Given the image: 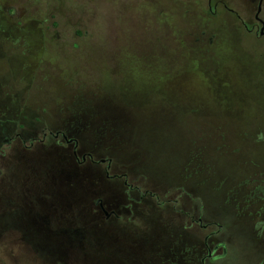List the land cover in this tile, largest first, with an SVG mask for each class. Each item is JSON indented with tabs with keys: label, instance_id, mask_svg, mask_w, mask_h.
I'll return each mask as SVG.
<instances>
[{
	"label": "rangeland",
	"instance_id": "1",
	"mask_svg": "<svg viewBox=\"0 0 264 264\" xmlns=\"http://www.w3.org/2000/svg\"><path fill=\"white\" fill-rule=\"evenodd\" d=\"M219 12L195 0H0V188L49 186L54 214L82 232L45 252L0 243V262L201 264L208 247L205 264H264L250 193L264 173V53ZM49 132L77 140L78 161L61 137L29 147ZM145 191L156 197L139 203ZM181 211L210 227L184 228Z\"/></svg>",
	"mask_w": 264,
	"mask_h": 264
},
{
	"label": "flooded vegetation",
	"instance_id": "2",
	"mask_svg": "<svg viewBox=\"0 0 264 264\" xmlns=\"http://www.w3.org/2000/svg\"><path fill=\"white\" fill-rule=\"evenodd\" d=\"M200 5L207 7V12L212 15H219V11H224L226 14L232 16L234 23L237 27L243 32L242 35H248L253 37V39L258 42L260 49L264 53V0H195ZM245 37V36H244ZM213 40H211L212 43ZM264 57V54H261ZM47 135H51L54 140L59 139L60 137L67 144L74 143L73 155L78 161L76 143H68L62 132L56 133H44L42 139H32L30 141V146L34 145V142H39L44 144L47 138ZM67 137V136H66ZM15 138H22L21 135H15ZM68 139V138H67ZM12 139L5 140L6 145L12 144ZM25 141H23V144ZM76 147V148H75ZM88 158L91 159V156ZM11 162V161H10ZM86 162V159L82 158L81 163ZM112 166L111 161L107 162V170H110ZM7 169V168H6ZM12 170L13 167H10ZM16 174L15 172H13ZM109 172L106 171V177L108 179L115 178H125L110 176ZM260 178L254 179V186L251 189V199L254 200L253 206H255V214L259 218V228L260 232L264 234V173L259 174ZM14 187L10 188L9 183L1 184L0 188V242L3 244L4 248L10 250L25 251L27 248L34 249L36 251L45 252L47 249L56 247L63 244L70 245L71 242L75 240L79 241L80 233L79 229H70L69 220L65 218V214L61 213L55 215L57 208L53 203V193L52 189L49 190V186L43 187L42 185L35 184L34 182H29L26 179L23 182L17 183L14 182ZM124 185L127 186L131 191H141V188L129 185L127 181L124 182ZM9 187V188H8ZM9 190V191H8ZM8 191V192H7ZM150 197H156L155 194H152L148 191H145L138 199V202L141 203L143 200ZM231 201L230 193L227 199V205L229 207ZM173 202L177 203L175 200H167L166 203ZM99 210L105 215L103 209L110 214L109 218L106 217V220H110L113 217H116L115 211L110 209L101 199L96 201ZM56 208V209H55ZM103 208V209H102ZM230 209V208H229ZM181 214H184L189 218V223L183 224V227L191 228L197 226L198 223L201 225V219H196V215H192L191 211H181ZM188 225V226H187ZM211 224L201 225L200 227L203 230H206L210 227ZM221 228L210 235L205 239H208L214 234H218ZM8 238H12L11 241H8ZM207 243V242H206ZM221 246V245H220ZM219 247L214 248L217 250ZM208 254L205 258L201 260V264H205L207 259L213 257V251L207 247ZM223 251L226 252L225 247Z\"/></svg>",
	"mask_w": 264,
	"mask_h": 264
},
{
	"label": "water",
	"instance_id": "3",
	"mask_svg": "<svg viewBox=\"0 0 264 264\" xmlns=\"http://www.w3.org/2000/svg\"><path fill=\"white\" fill-rule=\"evenodd\" d=\"M64 137H65V139H66V141H67L68 143L75 142V143H76V147H77V143H78L77 140L67 139L66 136H64ZM76 147H75V148H76ZM83 159H85V157H83ZM105 162H106L105 160H100V161H98V163H100V164H104ZM102 209H103V208H102ZM103 211H104L106 217L109 218L110 214L107 213L104 209H103ZM205 245H207V243H205Z\"/></svg>",
	"mask_w": 264,
	"mask_h": 264
},
{
	"label": "crops",
	"instance_id": "4",
	"mask_svg": "<svg viewBox=\"0 0 264 264\" xmlns=\"http://www.w3.org/2000/svg\"><path fill=\"white\" fill-rule=\"evenodd\" d=\"M20 258V257H19ZM18 262V261H17ZM15 263V262H14ZM0 264H9V263H6V262H0ZM15 264H20L19 262L18 263H15Z\"/></svg>",
	"mask_w": 264,
	"mask_h": 264
}]
</instances>
